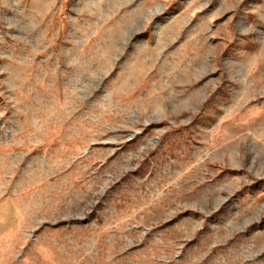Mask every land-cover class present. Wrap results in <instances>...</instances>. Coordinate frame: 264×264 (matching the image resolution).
<instances>
[{"label": "rangeland", "instance_id": "obj_1", "mask_svg": "<svg viewBox=\"0 0 264 264\" xmlns=\"http://www.w3.org/2000/svg\"><path fill=\"white\" fill-rule=\"evenodd\" d=\"M0 264H264V0H0Z\"/></svg>", "mask_w": 264, "mask_h": 264}]
</instances>
